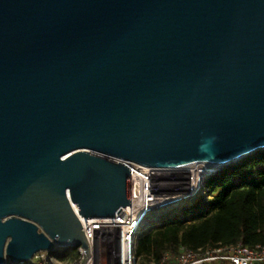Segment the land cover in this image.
I'll return each instance as SVG.
<instances>
[{
	"label": "water",
	"instance_id": "95a60500",
	"mask_svg": "<svg viewBox=\"0 0 264 264\" xmlns=\"http://www.w3.org/2000/svg\"><path fill=\"white\" fill-rule=\"evenodd\" d=\"M261 149L264 0H0V264L88 258L71 203L130 205L123 161L215 174Z\"/></svg>",
	"mask_w": 264,
	"mask_h": 264
},
{
	"label": "built area",
	"instance_id": "2783aa9c",
	"mask_svg": "<svg viewBox=\"0 0 264 264\" xmlns=\"http://www.w3.org/2000/svg\"><path fill=\"white\" fill-rule=\"evenodd\" d=\"M123 162L130 170V205L114 217L86 218L71 203L89 245L88 258L81 247L71 259H59L43 250L19 264H264V245L249 247L241 243L216 242L196 248L178 245L174 255L166 251L160 259L137 254L139 239L204 195L205 182L213 174L202 168H188L192 164L157 168Z\"/></svg>",
	"mask_w": 264,
	"mask_h": 264
},
{
	"label": "trees",
	"instance_id": "16d2710c",
	"mask_svg": "<svg viewBox=\"0 0 264 264\" xmlns=\"http://www.w3.org/2000/svg\"><path fill=\"white\" fill-rule=\"evenodd\" d=\"M205 186L204 195L143 235L137 254L160 259L166 251L174 255L178 245H264V149L222 168ZM77 253L73 247L52 251L59 259H71Z\"/></svg>",
	"mask_w": 264,
	"mask_h": 264
},
{
	"label": "bare ground",
	"instance_id": "6f19581e",
	"mask_svg": "<svg viewBox=\"0 0 264 264\" xmlns=\"http://www.w3.org/2000/svg\"><path fill=\"white\" fill-rule=\"evenodd\" d=\"M189 167L193 170L198 169V168H202L205 170L204 172L207 173V172H210L211 170H213V168L216 166L212 165L210 163H197V164H192V165L188 166V168ZM185 169H187V168H185Z\"/></svg>",
	"mask_w": 264,
	"mask_h": 264
},
{
	"label": "rangeland",
	"instance_id": "374dc122",
	"mask_svg": "<svg viewBox=\"0 0 264 264\" xmlns=\"http://www.w3.org/2000/svg\"><path fill=\"white\" fill-rule=\"evenodd\" d=\"M91 154L94 155L95 157H104L103 155H98V154L93 153V152H91ZM105 158H106V157H105ZM178 247H179V246H177L176 249H178Z\"/></svg>",
	"mask_w": 264,
	"mask_h": 264
}]
</instances>
